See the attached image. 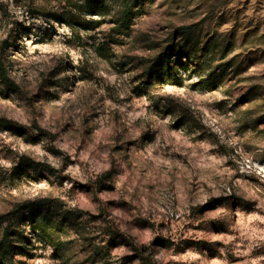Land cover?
<instances>
[{"label":"rangeland","instance_id":"rangeland-1","mask_svg":"<svg viewBox=\"0 0 264 264\" xmlns=\"http://www.w3.org/2000/svg\"><path fill=\"white\" fill-rule=\"evenodd\" d=\"M82 1L0 0L16 264H264V0H146L128 36Z\"/></svg>","mask_w":264,"mask_h":264},{"label":"trees","instance_id":"trees-1","mask_svg":"<svg viewBox=\"0 0 264 264\" xmlns=\"http://www.w3.org/2000/svg\"><path fill=\"white\" fill-rule=\"evenodd\" d=\"M146 5V0H114L111 7L105 5L103 0H83L79 9L80 11L86 12L89 16V18H87L88 20H83V23L95 27L100 24V21L93 20L91 17L96 16L101 18L104 16L101 14V10H107V15L111 14V17L113 18L112 21L119 33L128 36L135 21L144 14ZM189 29L190 28L188 27H181L177 32L180 40L185 43L178 51V54L185 59V62L178 60V65L183 70L188 67V64L191 63V59L195 57L196 53H198L197 50H194L193 46L187 50L185 48V45L191 42V32ZM170 49V53H175V48L170 47ZM170 64L171 60L168 52L159 55L154 64L146 70L148 80H162L164 75L170 71ZM0 80L8 88H18L17 85L7 76L2 67L0 68ZM0 129L5 131H11L13 129L23 131L22 127L5 120L0 121ZM33 218L34 209L32 208L27 209L24 216H20L16 212H9L0 215V264H16L15 257L17 255H22L24 251V236L19 228V221L24 219L29 222L32 221Z\"/></svg>","mask_w":264,"mask_h":264}]
</instances>
